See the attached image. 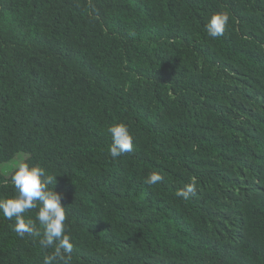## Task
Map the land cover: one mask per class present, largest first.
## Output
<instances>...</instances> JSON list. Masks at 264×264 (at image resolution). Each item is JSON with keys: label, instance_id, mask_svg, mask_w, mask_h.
I'll list each match as a JSON object with an SVG mask.
<instances>
[{"label": "trees", "instance_id": "1", "mask_svg": "<svg viewBox=\"0 0 264 264\" xmlns=\"http://www.w3.org/2000/svg\"><path fill=\"white\" fill-rule=\"evenodd\" d=\"M19 152L57 176L70 264H264V0H0V163ZM14 222L0 264H44Z\"/></svg>", "mask_w": 264, "mask_h": 264}, {"label": "clouds", "instance_id": "2", "mask_svg": "<svg viewBox=\"0 0 264 264\" xmlns=\"http://www.w3.org/2000/svg\"><path fill=\"white\" fill-rule=\"evenodd\" d=\"M228 22L229 15L226 12L213 13L203 27L210 38L217 39L224 35ZM107 132L112 141L108 148L112 159L133 151V136L125 124H113L107 128ZM56 178V175L47 174L39 165L29 166L20 162L11 176L17 195L0 199V213L9 220L14 218L12 228L19 237L23 238L25 234L41 237L40 245L45 249H53L44 258V264H70L73 243L66 234V207L62 206V194L54 191V187L49 188L50 185H56ZM163 179L158 172H151L144 183L151 186L162 182ZM196 191L193 178L176 192V196L188 200L196 195ZM33 209L37 210L35 219L41 226L40 229H37L32 219L24 217L26 212Z\"/></svg>", "mask_w": 264, "mask_h": 264}, {"label": "rangeland", "instance_id": "3", "mask_svg": "<svg viewBox=\"0 0 264 264\" xmlns=\"http://www.w3.org/2000/svg\"><path fill=\"white\" fill-rule=\"evenodd\" d=\"M24 158L25 153L19 152L11 161L0 163V168L4 174L8 175L13 169L17 167L20 162L24 160Z\"/></svg>", "mask_w": 264, "mask_h": 264}]
</instances>
